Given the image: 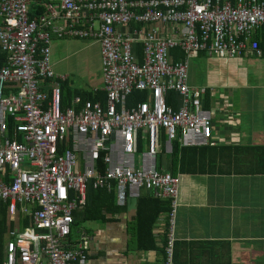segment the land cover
Wrapping results in <instances>:
<instances>
[{
	"label": "built area",
	"instance_id": "obj_1",
	"mask_svg": "<svg viewBox=\"0 0 264 264\" xmlns=\"http://www.w3.org/2000/svg\"><path fill=\"white\" fill-rule=\"evenodd\" d=\"M30 4L0 0V201L10 214L17 204L35 207L30 225L9 232L0 264L85 260L88 236H69L88 186L114 191L119 207L144 191L168 199L172 264L180 178L159 169L158 155L163 148L172 153L176 139L208 145L215 118L203 108L206 89L189 84L190 60L199 51L208 58L262 57L254 33L264 32V0H46L35 18ZM157 23L170 27L168 34ZM131 24L148 27L123 30ZM53 36L100 41L104 101L76 96L62 109L66 76L52 68ZM178 47L184 59L174 62ZM8 88L15 91L6 94ZM135 90L147 98L128 107ZM172 91L179 110L167 103ZM9 118L16 123L10 134Z\"/></svg>",
	"mask_w": 264,
	"mask_h": 264
},
{
	"label": "crops",
	"instance_id": "obj_2",
	"mask_svg": "<svg viewBox=\"0 0 264 264\" xmlns=\"http://www.w3.org/2000/svg\"><path fill=\"white\" fill-rule=\"evenodd\" d=\"M45 1L31 0V3ZM156 25L164 34L170 31L162 23ZM135 26L148 27L131 24L123 30ZM251 57L246 55L241 61ZM3 61L0 50V65ZM190 86L203 87L209 92V98L203 96L202 104L209 103L208 109L215 112V118L207 145L210 147L203 155L187 150L183 166L179 163L176 167L180 178L175 225L178 256L172 264H264V86L245 88L243 101L236 104L229 103L225 95L218 98L217 85ZM10 91L14 92L15 88L6 89L5 93ZM104 99L105 96L101 101ZM160 155L159 168L172 173L166 168L167 160L160 161ZM90 191L87 188L88 204ZM144 196L151 193L144 191L141 197ZM138 200L130 201L125 207L117 205L119 210L111 204L104 218H83L84 207L74 211L70 239L78 240L82 232L88 236L87 258L75 264H167L164 244L168 238V214H161L152 227L147 223L145 227L135 228ZM94 204H100V200ZM6 205L0 206L2 249L10 231L17 232L31 224V212L35 208L17 204L16 211L10 214ZM146 208L147 214L155 212L154 205H145V212ZM80 221L83 222L78 227Z\"/></svg>",
	"mask_w": 264,
	"mask_h": 264
},
{
	"label": "rangeland",
	"instance_id": "obj_3",
	"mask_svg": "<svg viewBox=\"0 0 264 264\" xmlns=\"http://www.w3.org/2000/svg\"><path fill=\"white\" fill-rule=\"evenodd\" d=\"M51 60L54 73L66 76L65 82L60 83V88L65 83L69 92L94 94L97 93L96 89L98 92L102 91L101 43L97 39L53 36ZM189 81L192 85H217V97L222 99L225 95L229 103L236 104L243 101L244 92L247 91L245 88L264 86V57L245 58L242 61L241 58H208L199 51V55L190 60ZM77 97L82 99L81 96ZM180 101V96L174 95V103L178 106L176 110L180 108ZM167 154L164 150V159L168 162L170 155ZM82 222L78 223V227Z\"/></svg>",
	"mask_w": 264,
	"mask_h": 264
},
{
	"label": "trees",
	"instance_id": "obj_4",
	"mask_svg": "<svg viewBox=\"0 0 264 264\" xmlns=\"http://www.w3.org/2000/svg\"><path fill=\"white\" fill-rule=\"evenodd\" d=\"M44 4H45V2L36 3V4L31 3L30 4V16L32 18H35L39 14L44 12ZM254 37H255V39L259 40V45L264 52V32L262 30H257L254 33ZM137 47H138V50L142 49V45H140V44H138ZM200 52H203L204 55L206 57H208L206 55L205 51H200ZM263 55H264V53H263ZM172 56H173L174 62H178L181 59H184L183 52L180 49V47L172 50ZM101 92L102 91H99V92L94 93V94H81V93H77V91L69 92L67 85H65V83H63L61 85V106H62V109H65L70 104L72 97H76V96H81L83 101L91 100L93 102H97V101L101 100L102 98H104V96H105V94H103ZM176 94H177L176 92L172 91L169 93V97L167 98V103L169 105H171L175 110L178 109V106H176L174 103V95H176ZM205 94H206L205 97L209 98V92L206 91ZM146 98H147L146 92H141V91H136V90L132 91L131 94L127 97L128 107L136 106L138 103L144 102L146 100ZM208 107H209V103L206 102V104L203 105V108L208 109ZM13 123H14L13 120L11 118H9L8 122H7V128H8L9 134L11 133ZM207 147H210V146H207V145L200 146V147L199 146L198 147L181 146L180 140L176 139L174 141L173 152L170 154L169 161L166 164L167 167L165 166V164L164 165L161 164V165L165 166L169 171L172 172L173 175L178 176L176 167L179 163H181V166H183V163H184L183 156H184L185 152L187 150H193V151L203 155L204 152L207 150ZM159 154H161L160 155V161H165L166 159H164V150L163 149L160 151ZM88 188L92 190V191H90L91 202L89 204L86 202V204L83 208V216H84L83 218H85V219L104 218L105 213L109 212L111 204H113L115 210H119V207L115 203L116 199H115V195H114L115 192L114 191L107 193V191L105 189H94L93 190L91 188V186H88ZM97 199L100 200V204H98V205L96 204L98 206V208L95 212L96 205L94 204V201ZM0 202H4V201H0ZM5 203H0V206H2V204H3L5 207V205H6ZM145 205H147V206L154 205L155 206V212H153L152 214L151 213L147 214V208H146V212H145ZM2 210H3V208H2ZM170 211H171V202L168 199H160V198L156 197L154 195V193H151V196L141 197L138 200V213H137V217L135 220V228L145 227V226H147V223L150 227H152L155 220L161 214H165V213L169 214ZM74 216H75V212L73 213V217ZM69 238H70V236H69ZM166 244H167V240L164 244L166 262H167ZM2 248L3 247H1V237H0V256L3 255V249ZM176 248H177L176 245H174L173 263L177 262L176 258L178 256V253H177Z\"/></svg>",
	"mask_w": 264,
	"mask_h": 264
},
{
	"label": "water",
	"instance_id": "obj_5",
	"mask_svg": "<svg viewBox=\"0 0 264 264\" xmlns=\"http://www.w3.org/2000/svg\"><path fill=\"white\" fill-rule=\"evenodd\" d=\"M132 201V203H136L137 201L136 200H131Z\"/></svg>",
	"mask_w": 264,
	"mask_h": 264
}]
</instances>
